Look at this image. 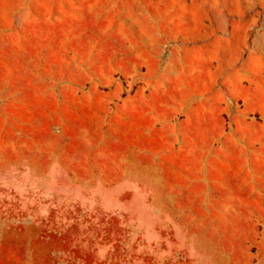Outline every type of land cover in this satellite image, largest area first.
<instances>
[{
	"label": "rangeland",
	"instance_id": "obj_1",
	"mask_svg": "<svg viewBox=\"0 0 264 264\" xmlns=\"http://www.w3.org/2000/svg\"><path fill=\"white\" fill-rule=\"evenodd\" d=\"M0 264H264V0H0Z\"/></svg>",
	"mask_w": 264,
	"mask_h": 264
}]
</instances>
